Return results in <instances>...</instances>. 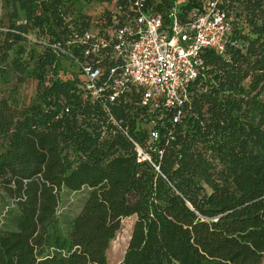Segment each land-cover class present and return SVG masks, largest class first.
<instances>
[{"label": "trees", "instance_id": "trees-1", "mask_svg": "<svg viewBox=\"0 0 264 264\" xmlns=\"http://www.w3.org/2000/svg\"><path fill=\"white\" fill-rule=\"evenodd\" d=\"M17 1L25 24H10L2 61L7 39L27 32L80 56L87 31L130 16L137 0H97L106 6L93 21L76 9L79 0ZM140 1L165 23L176 0ZM205 1L186 0L179 18ZM219 5L232 16V43L203 52L204 74L189 85L177 123L169 109L148 126L133 100L104 106L108 91L93 98L79 77L60 80L65 54L48 45L36 100L13 111L0 98V264H107L109 243L130 216L118 264L261 263L264 0ZM135 144L150 161L138 159Z\"/></svg>", "mask_w": 264, "mask_h": 264}, {"label": "built area", "instance_id": "built-area-1", "mask_svg": "<svg viewBox=\"0 0 264 264\" xmlns=\"http://www.w3.org/2000/svg\"><path fill=\"white\" fill-rule=\"evenodd\" d=\"M221 1H205L201 11H193L185 19L179 18L175 1L164 23L160 15L137 0L130 16L83 35L82 41L88 45L80 51L82 59L59 44L48 46L56 53L64 52L74 62L80 86L90 97L99 98L108 91L104 106L133 100L134 105L145 110L148 126L169 109L171 123H177L189 104V85L204 74L203 52L222 53L232 43L233 22L219 5ZM149 135L156 139L157 131L152 128ZM135 149L139 160L150 161L137 144Z\"/></svg>", "mask_w": 264, "mask_h": 264}, {"label": "rangeland", "instance_id": "rangeland-1", "mask_svg": "<svg viewBox=\"0 0 264 264\" xmlns=\"http://www.w3.org/2000/svg\"><path fill=\"white\" fill-rule=\"evenodd\" d=\"M176 2L179 6L186 0H176ZM104 6L106 5L98 3L97 0H79L76 3V9L88 15L91 21L96 20ZM229 18L231 19L232 16ZM10 24L16 26L25 24V13L17 0H0V31L2 32L0 45L4 43L5 33L9 30ZM21 36L24 39L20 41L13 42L12 39H7L5 46L9 47L4 61L1 60L3 54L0 51V98L5 99L13 111H18L36 100L39 89L36 74H39L41 69L38 59L43 48L48 45L46 37L40 34L27 32ZM22 49L23 51L20 52ZM58 63L60 80L67 81L80 76L69 56H61ZM48 73V69H45L42 77L47 76ZM134 218L130 216L122 219L120 229L109 243L106 252L107 264H118L122 260ZM260 264H264V254Z\"/></svg>", "mask_w": 264, "mask_h": 264}, {"label": "water", "instance_id": "water-1", "mask_svg": "<svg viewBox=\"0 0 264 264\" xmlns=\"http://www.w3.org/2000/svg\"><path fill=\"white\" fill-rule=\"evenodd\" d=\"M124 253H125V251H124ZM124 255V254H123ZM122 259H123V257H122Z\"/></svg>", "mask_w": 264, "mask_h": 264}]
</instances>
